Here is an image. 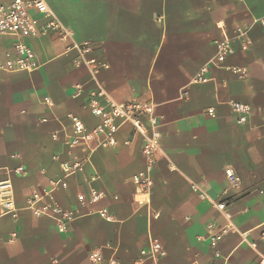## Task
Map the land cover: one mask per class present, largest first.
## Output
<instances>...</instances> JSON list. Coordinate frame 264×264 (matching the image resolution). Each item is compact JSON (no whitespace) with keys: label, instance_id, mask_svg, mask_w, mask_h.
I'll list each match as a JSON object with an SVG mask.
<instances>
[{"label":"crops","instance_id":"obj_1","mask_svg":"<svg viewBox=\"0 0 264 264\" xmlns=\"http://www.w3.org/2000/svg\"><path fill=\"white\" fill-rule=\"evenodd\" d=\"M44 1L68 35L26 38L38 68L0 71V182L10 179L15 207L3 211L0 204V264H91L93 250L116 264H150L141 254L150 238L165 252L159 264H259L264 0ZM225 37L232 53L194 81ZM83 42L91 44L83 57L103 64L94 75L75 63L81 55L74 45ZM12 43L0 34V62ZM231 102L250 105L245 124L236 123ZM111 103L129 106L133 120L114 118L115 144L99 146L103 135L94 130L102 120L90 109L108 110ZM72 116L91 135L87 143H70ZM152 131L158 150L144 203L132 176L145 167V136ZM63 163L81 169L64 176ZM227 168L239 177L237 186ZM58 180L66 187L56 186L51 196L75 216L63 228L28 207L34 193ZM218 202L227 204L225 211ZM208 222L232 226L218 258L203 240Z\"/></svg>","mask_w":264,"mask_h":264},{"label":"built area","instance_id":"obj_2","mask_svg":"<svg viewBox=\"0 0 264 264\" xmlns=\"http://www.w3.org/2000/svg\"><path fill=\"white\" fill-rule=\"evenodd\" d=\"M42 15L45 18L44 23L40 24L39 19L32 13ZM264 23V20L262 21ZM49 32H56L62 37L68 35V31L59 23L54 16L50 8L47 6L44 0H12L7 4H0V34L10 36L13 38L12 53L5 54V58L0 62L1 72H18L26 71L32 72L38 68V63L35 58L34 51L25 43L26 38L39 37L46 35ZM80 52L81 57L75 62L76 65H85L90 68V72L94 75L103 64H98L94 59L84 58V54L91 51V44L89 42H83L81 44L74 45ZM232 53L230 46V40L223 38L216 42V51L208 64L203 66L199 73L194 77V81H203L206 79L205 73L207 72V66H219L225 60V58ZM233 72L240 74L241 77H245L246 70L243 68L232 67ZM48 103V99H45ZM233 112L236 114L235 121L238 124H245L251 114V107L246 103L231 102ZM94 116L101 118V123L95 128L94 133L103 135L98 141L99 146H108L115 144L114 134L118 130L120 124H116L113 119L121 118L124 120H133L131 114V108L122 104L111 103L108 110L104 108L93 106L90 109ZM212 113V110H209ZM73 120L76 136L70 140L71 144H75L79 141L88 142L91 135L85 131L83 124L71 117ZM134 127L137 132L142 134V128L135 121ZM158 150L156 141V132L152 131L149 135L145 136V144L143 147V153L145 155V167L133 174L132 181L136 185L138 191L143 194V198L137 200L144 203L149 202V194L153 184L151 171L155 163V156ZM64 176L74 173L81 169V164L67 165L61 164ZM225 175L229 183L237 186L240 182L239 177L235 172L227 168ZM60 185L66 187V182L58 180L53 182V187L49 191H45L42 194L34 193L32 198L28 202V207L37 215H45L55 220L60 228H63L66 222L71 221L75 216L71 211L62 209L52 198L51 191ZM47 197L48 202H44L43 199ZM96 198L97 196L94 195ZM0 204L3 211H14L13 205V193L12 184L9 178H6L0 182ZM215 207L219 210L225 211L227 204L225 202H218ZM206 236L203 238L209 247L214 251L213 254L216 258L220 257V253L217 250L218 244L223 239L224 235L232 228L227 224L222 227H217L214 223L208 222L206 225ZM143 256L150 260V264H159V257L165 254L161 244L150 238L149 245L146 250L141 252ZM88 259L91 264H116L114 259H105L99 250H93L89 253ZM259 264H264V258H261Z\"/></svg>","mask_w":264,"mask_h":264}]
</instances>
